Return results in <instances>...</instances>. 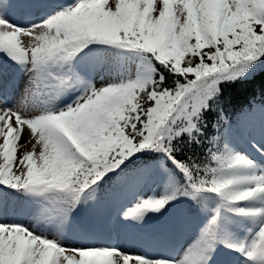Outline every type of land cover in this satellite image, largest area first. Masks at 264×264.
<instances>
[{
    "label": "snow or ice",
    "instance_id": "1",
    "mask_svg": "<svg viewBox=\"0 0 264 264\" xmlns=\"http://www.w3.org/2000/svg\"><path fill=\"white\" fill-rule=\"evenodd\" d=\"M258 73L264 0H0V264H264V120L218 134ZM110 186L151 232L81 218Z\"/></svg>",
    "mask_w": 264,
    "mask_h": 264
},
{
    "label": "trees",
    "instance_id": "2",
    "mask_svg": "<svg viewBox=\"0 0 264 264\" xmlns=\"http://www.w3.org/2000/svg\"><path fill=\"white\" fill-rule=\"evenodd\" d=\"M251 105V108L249 107ZM255 106H264V73H258L256 79L243 92L235 95L233 105L229 107L225 113L224 120L219 126L218 134L223 136L228 133V125L231 124L230 132H235L243 138L241 126L243 124L242 117L251 114L252 108ZM120 188L110 186L106 192L101 193V199L95 206L87 212L81 214V218L89 223L99 224L105 234L111 233L114 237V231L111 226L114 224L113 215L120 199ZM155 222H150L149 227Z\"/></svg>",
    "mask_w": 264,
    "mask_h": 264
},
{
    "label": "rangeland",
    "instance_id": "3",
    "mask_svg": "<svg viewBox=\"0 0 264 264\" xmlns=\"http://www.w3.org/2000/svg\"><path fill=\"white\" fill-rule=\"evenodd\" d=\"M23 15L22 10H17L16 13L14 14L13 18L19 20L20 17ZM264 120V115L261 114V106H255L251 110V114L249 115H244L242 117L243 124L241 126V132L243 137L247 136L250 132L253 131H258L259 125L261 121ZM230 135L237 141L241 139V137L236 134L235 132H230ZM25 139H27V133H25ZM119 196L120 199L115 197L114 199L119 200V202L116 204V210L113 215V221L114 224L111 226V231H117V234L115 237L119 236V238L124 239L128 235H146L149 232L152 231V227L146 226V228L143 230V232H140L136 227H133L131 224L128 225H118L116 223V216L117 213L120 211L121 206L126 203L128 199V194H127V189H121L119 191ZM180 237H172L169 236L168 238L161 240V241H156L155 245L158 247L159 250L161 251H171L173 248L176 250L179 249V246L183 243L184 237L181 235H178ZM114 237V238H115Z\"/></svg>",
    "mask_w": 264,
    "mask_h": 264
}]
</instances>
